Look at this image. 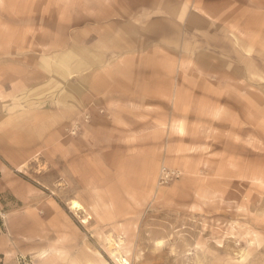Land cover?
<instances>
[{
    "label": "rangeland",
    "instance_id": "rangeland-1",
    "mask_svg": "<svg viewBox=\"0 0 264 264\" xmlns=\"http://www.w3.org/2000/svg\"><path fill=\"white\" fill-rule=\"evenodd\" d=\"M0 220V264H264V0H0Z\"/></svg>",
    "mask_w": 264,
    "mask_h": 264
},
{
    "label": "bare ground",
    "instance_id": "bare-ground-1",
    "mask_svg": "<svg viewBox=\"0 0 264 264\" xmlns=\"http://www.w3.org/2000/svg\"><path fill=\"white\" fill-rule=\"evenodd\" d=\"M71 208L74 209V210H79V209L82 208V205H81V203L79 201L73 199L71 201ZM82 222H87V219H84ZM112 245H113L112 253L114 255H116V256L120 255V253H121V251H119L120 243H118V241H115V242L112 243ZM120 257H121V259H120ZM120 257H118L117 259L120 260L121 262H123L124 264H129L127 259L123 258L121 255H120Z\"/></svg>",
    "mask_w": 264,
    "mask_h": 264
},
{
    "label": "built area",
    "instance_id": "built-area-1",
    "mask_svg": "<svg viewBox=\"0 0 264 264\" xmlns=\"http://www.w3.org/2000/svg\"><path fill=\"white\" fill-rule=\"evenodd\" d=\"M176 172L174 170H170L167 168H164L161 173V177L163 181H168L172 176H174Z\"/></svg>",
    "mask_w": 264,
    "mask_h": 264
},
{
    "label": "trees",
    "instance_id": "trees-1",
    "mask_svg": "<svg viewBox=\"0 0 264 264\" xmlns=\"http://www.w3.org/2000/svg\"><path fill=\"white\" fill-rule=\"evenodd\" d=\"M2 225V221L0 220V226Z\"/></svg>",
    "mask_w": 264,
    "mask_h": 264
}]
</instances>
